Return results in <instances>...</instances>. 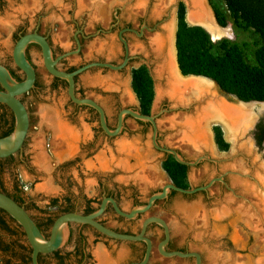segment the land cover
<instances>
[{
  "label": "rangeland",
  "instance_id": "obj_1",
  "mask_svg": "<svg viewBox=\"0 0 264 264\" xmlns=\"http://www.w3.org/2000/svg\"><path fill=\"white\" fill-rule=\"evenodd\" d=\"M145 1L142 2L141 6L138 5V0H1L0 62L7 64L18 76L22 77V73L16 70L9 57L17 40L18 31L21 29L30 31L39 20L38 16H41V32L45 34L50 29L49 41L53 50L59 53L69 47L68 40L73 35V28L71 26L66 30L64 25L65 22H69L71 19L84 23L86 35H94L93 32L96 26L107 27L115 7L126 5V8L120 13V18L123 19H127L132 14L144 17L148 13L149 19L158 20L174 2V0ZM205 1L204 6L207 5L206 8L210 10L212 16L215 17V10L224 12L223 0ZM80 3L82 8H79ZM185 21L188 23L186 17ZM172 25L170 36L172 34L174 38L177 30V20L174 19ZM227 27L230 29L232 36L228 40L237 42L240 46L247 45L244 48L249 59L252 60L255 51L252 47L254 39L252 31L235 28L231 23H228ZM160 33V31H157L153 35H149L150 41L159 37ZM114 37L115 35L98 34L85 40L81 54L67 58L59 66L68 67L96 59L105 61L112 59L113 55L108 52V47H113ZM170 44L168 51L171 50L170 55H172L174 64H176V51L173 55L172 43ZM135 51L136 45L132 44L131 53ZM27 53L35 67L39 88L38 101L26 100V105L31 114V127L25 154L32 171L28 172L19 162L4 164L3 172L0 175V186L5 188L7 192L13 193L14 178L22 181V186L27 188V191L21 194L22 198L33 199L35 204L43 211L41 213V210L30 209V213L44 226V231H48V228L44 225V219H55L59 215L60 209L66 206L67 199L74 202V198L79 194L87 197L97 196L101 189V182L109 180L111 183H116L125 193L130 192L132 187H135L141 195V200L147 199L151 191L159 190L165 184L173 183L163 168L165 157L151 146V130L142 132L132 119L126 120V132L112 141L102 140L101 138L95 141L94 137L97 134L96 122L91 120L84 123L80 119L79 127L82 129V135L90 143V145H86L90 148L89 152L75 156L74 153L77 151L75 145L76 150L74 149V153L72 152L70 155L62 153L63 149L54 141L55 136L52 126L46 123L42 116H53L55 114L54 116L58 118L65 105L64 93L66 87L58 86L55 88L52 86V78L45 71L39 52L34 47H30ZM144 55L146 56V54ZM155 79L157 83L154 86V95L148 114L152 116L158 114L156 123L159 146L176 150L183 160L188 162H194L200 156H207L209 159L200 160L196 166L188 167L185 170L183 181L185 188L188 190L196 188L225 171H234L255 179L254 169L264 168V144L263 147L254 146L253 131H250L251 135L241 136L237 140L231 141L225 137L221 125L209 122L201 124L206 139L204 148H195L185 141H181V130L178 126L172 127L168 124V121L174 119V123L177 122L178 124L183 121L182 118L189 111L179 110L167 99L158 97L157 87L160 82L156 75ZM76 89L83 91L87 96L94 97L106 108L110 124H113L116 109L114 103L111 104L109 99L118 96L117 100L121 107L132 106L136 109V112L140 109L139 102L132 91L129 75L122 78L120 74L113 71L91 70L79 77ZM164 108L169 112L160 111ZM172 109L176 110L171 111ZM256 115L253 124L264 126V109ZM70 127L76 131L78 138V131L73 126ZM217 129L221 131L223 141L227 145L225 151L218 147L216 141ZM53 143L56 144L54 145L56 147L52 145ZM119 143L128 144L132 148L131 153L129 151L122 153L118 148ZM243 143H247L248 148L251 145L252 151L246 152L245 149H240ZM37 156L42 157V164L37 162ZM100 159L106 162L107 167L105 169L99 167ZM215 160L224 161L214 162ZM120 161L125 162L128 169L123 170L119 166ZM252 178L242 179L229 175L226 181L228 186L234 190V193L231 190L222 189L220 184H215L209 188L206 195L196 194L193 197L182 199L183 202L179 206L171 207L169 211L160 210L157 206L153 213L166 219L168 224L176 230L173 235H175L174 238L179 245L185 246L184 241L187 240L186 246L188 249L201 252L205 264H264V238L259 232L261 230L259 225L261 224L256 221L257 215L250 210V204L253 201L251 196L242 193L236 187L234 188L232 184V179H236L239 182L243 181L242 183L248 182L247 185L255 186L256 183ZM255 187L259 191V187L257 185ZM235 193L238 197L235 196ZM51 201H57L58 208H53L50 205ZM120 205L123 210L128 208L124 196L120 198ZM106 224L110 227L116 226L114 222L108 220ZM71 227L75 233L73 238L67 240L64 244L63 252H69L74 245L79 243L77 238L79 230L74 225ZM82 232L85 237L82 243L85 244V249L91 256L88 264H99L95 256L97 252L103 253L102 255L105 256L106 262L104 264H125L129 259L125 252L127 249L126 244L95 237L87 231ZM0 234L3 242L16 241V238L9 236L5 231H0ZM16 242L17 245H20L21 241ZM16 250L19 251V248L17 247ZM9 254L11 255V253ZM3 257L4 255L0 253V260ZM71 260H73L72 256L69 261ZM176 263H179V260L173 261V264Z\"/></svg>",
  "mask_w": 264,
  "mask_h": 264
},
{
  "label": "flooded vegetation",
  "instance_id": "obj_2",
  "mask_svg": "<svg viewBox=\"0 0 264 264\" xmlns=\"http://www.w3.org/2000/svg\"><path fill=\"white\" fill-rule=\"evenodd\" d=\"M130 1H132V0H130ZM180 7H183L184 11H186V4L183 1L180 0V1H178V3H176V0H174V2L171 3L169 8L166 9V11L161 15L160 19H158V20H153L152 18L149 19L148 13H146L144 17H139L137 15L132 14V15H129V17H127V19H125V18L123 19V18H120V13L126 8V5H123L121 7H115L113 10L112 16H111V18L107 24V27L102 28V27L96 26L94 28V32H93L94 35H86L85 30H84L85 29L84 23L83 22L80 23L77 20L71 19V21L65 22V25H64L66 30L71 28V26L73 28V35H72L71 39L68 40L69 47L65 51H60L59 53H56L53 50L51 43L49 41L50 29L45 34L41 32V29H40V18H41V16H38L39 20L37 21L36 25L30 31H27L25 29L19 30L17 35H16V38L18 39L20 36H23V35H26L29 33H35V32L37 34L45 37L47 42L49 43V45L51 47L53 59H56L58 57H62L61 60L57 64V69L64 71V72H67V73L74 72L77 69L81 68L82 66L89 64V63H93V62L109 63V64H112L114 66H120L126 60L125 65L120 70L113 71V72L120 74L122 78H124L126 75H129L130 80H131V87H132L133 72L136 70H139V69H144L146 71L149 79L151 80L152 95H154V86L157 83V80L155 79L154 68L156 66L157 59L155 58V55L152 51L149 35H153L155 32L160 31L161 32L159 34L160 37L165 38L167 35V29H172L173 20L174 19L177 20V13H178V9ZM162 26H164V27H162ZM98 34L106 35V36L115 35V37L113 39V52L111 54V55H113L114 59L112 58V59L106 60V61L103 59H96V60H91V61L85 62V63H79V64L74 65V66H68V67L67 66L66 67H60L59 66L67 58L72 57V56H79L82 52V49H83V42L87 39L92 38L95 35H98ZM121 39H123L125 43L122 42ZM167 43H168L167 41H165V43H164V50L163 51L165 54H167V52H168L169 43L168 44ZM132 44L136 45V51L134 53H131V45ZM30 47H34L39 52L40 57H41V51H40V48L36 44H30L26 48V51H25L26 58L34 67V65L32 63V59L29 56V54L27 53V51ZM144 54H146V56ZM9 59L12 61V56H10ZM41 59H42V57H41ZM12 63H13V61H12ZM0 65L5 67L9 71V73L12 75V77H13V74L17 75L13 69H11L9 66H7V64L0 62ZM34 69H35V67H34ZM95 69L103 70V72L104 71H111L108 68L93 67V68H90V69L82 72L81 74L77 75L75 77V97L78 99H91L94 102H96L99 106H101L105 112L108 128L111 131H113L117 126L118 115L122 110H133V111H135L136 109L133 108L132 106H128L125 108L121 107L119 101L117 100L118 96H115L112 99H109L111 104L114 103V108L116 109L114 116H113V124H110L109 118L107 116L106 108L98 100H96L94 97L87 96L84 94L83 91H78L76 89V85H77L79 77L81 75H83L84 73L91 71V70H95ZM16 70L19 71L17 68H16ZM35 72H36V70H35ZM13 78L17 82H21L25 79V76L22 73V77L18 76V79H16L15 77H13ZM51 78H52V86L53 87H55V88L58 86L66 87L65 88L66 90L64 93L65 94V97H64L65 105L63 106L62 111L59 113L58 118L63 123L65 122L68 126H73L74 129L78 131L77 133L79 134V136H78L77 143H76L77 151L74 153L75 156L76 155L77 156L83 155L84 153H88L90 150V148L86 146L87 144L90 145V143H89V141H87L86 137H83L82 129L79 127L80 126V119L84 123H87L91 120H94L96 122L97 134L94 137L95 141H98L100 138L102 140L105 139L106 141H112L113 139H116L117 137L121 136L127 130L126 120H128V119H132L138 125V128L141 129L142 132H145L149 129L152 131V127H151L150 123L136 121L133 118H131L130 116L125 115L123 118V123H122L123 128H122L120 134L117 137H113V138L108 137L100 127L99 115L96 112V110H94L90 106L77 105V104L73 103L67 94V83H66V81L54 78L52 76H51ZM37 82L38 81H37V73H36L34 88L32 90H30L28 93H26L20 97V101L26 107L28 115H29V133H28V135L24 141L22 151L17 153L16 155L9 157V158L0 159L2 166H4V164L19 162L21 165H23L27 169L28 172L32 171L28 165L27 156L25 154V147H26L27 142H28V137L30 134V127H31V114L29 112L28 106L26 105V100H30L31 102H35V101L39 100V98H38V96H39L38 95V93H39L38 89L39 88H38ZM159 82H161V81L159 80ZM0 91H2L1 87H0ZM132 91H133V89H132ZM133 93H134V91H133ZM134 95L138 101V98H137L135 93H134ZM160 111L161 112H164V111L169 112V110H166L165 108L161 109ZM138 112H140V109L138 110ZM148 115H150V114H148ZM153 116L157 118L158 114H153ZM15 122H16L15 116H14L13 112L10 110V108H8L5 104L0 103V138L8 136L13 132V130L15 128ZM258 126L259 125H255V128H254L253 133H252L253 142H254L255 147H263L264 142L261 145H258L257 140H256V134L258 133V130H257ZM157 139H158L157 144L159 145V136L157 137ZM151 146L155 151L163 154V156L165 157V159H163V160H166L169 157L173 158V156L171 154H167L165 152H161L160 150L155 149L152 144H151ZM183 166H185L186 169L189 167L186 165H183ZM229 175H231L230 171H225L222 174H220L219 176L212 177L209 181H207L206 183H203L200 186H197L196 188L201 187V186H206L211 180H216V181H214V183L212 184L211 187H213L215 184H220L222 186V189H225L226 191L231 190L234 193V190H232L231 187L228 186L227 181H226ZM220 177H222V180H223L222 182L217 181L218 179H220ZM100 184H101V187H100L101 189L97 193V196L87 197L86 195L79 194L77 197L74 198V202H72L70 199H67L66 200V202H67L66 206L60 209V213L58 216L63 215V214H67V213H77V214H80L83 216H88V215H91V214H94L95 212H97L99 210L101 204L104 201H106V206H105L104 212L96 220L100 224L105 226L106 228H108V229H110L116 233L127 234V235H138V234H140V232L142 230V223L146 218L152 217V216L161 218V217H159L153 213L154 209L157 206H159L160 210L169 211V208L179 206L183 202L182 199L193 197L196 194L206 195L208 193L207 191L209 190L208 189L206 191H200V192H197V193L192 194V195H184V194L169 190L167 197L163 200L155 201L153 206L151 207V209L148 212L138 214L133 219H127V218L119 215L115 211V209H114L112 203L109 201V199L113 200L116 203L118 209L121 212H123L125 214H129L135 208H140V207L146 206L149 198L151 196H153L154 194L160 193L162 191L163 187L159 190L151 191L150 194L147 196V199L145 198L144 200H141V195L138 192V190L135 189V187H132L130 192L125 193L120 189L121 187L118 184L111 183V181H109V180H107L106 182H101ZM171 184L174 185L173 183H171ZM12 189L16 190V191H21L22 194L27 191V188L22 186V181H18V179H16V178H14V181L12 184ZM189 190H191V189H189ZM0 192L6 194L7 196H10L12 194V193L7 192L5 190V188H3L2 186H0ZM121 196L125 197V203L128 206V208L126 210H123V208L120 205ZM235 196L238 197V195H236V193H235ZM53 202L54 201H51V204ZM54 203H55L54 204L55 206H53V208H58V202L55 201ZM18 204L21 205L28 212V214L31 216V218L33 219V221L35 222L37 227L40 229V231L44 234V236L46 238H48L49 231H50L51 227L48 228V231H44V229H43L44 226H42L40 224V222H38L36 220V218L30 213V209H32V208H34L37 211L41 210V213H43L42 209H40L35 204L33 199L21 198L20 203H18ZM63 211H67V212L62 213ZM161 219L164 220V222L166 223V225L168 227V231H169V240L163 248L164 251L167 253H171V252H181V253L195 252V253H198L200 255L201 263L205 264L202 253L197 251V250L188 249V247L186 246L187 240L184 241L185 246L179 245V243H177L175 238H174L175 235H173L176 230L173 229V227H171L168 224L166 219H164V218H161ZM49 220H50V218L44 219V225L46 227H47ZM107 220L114 222L116 226L115 227L108 226L106 224ZM1 221H4L7 224L10 231H6L3 228V226L1 225ZM72 225L76 226L77 229L79 230L77 233V238L79 240V243L74 245L73 248L69 252H63V249L65 247V245H64L62 248H60L59 250H57L51 254L39 255L38 264H88V260L90 259L91 256L86 251L85 244L82 243V240L85 239L82 231H87L89 234H92L95 237H101V238H105V239L110 240V241H114L116 243L126 244L127 249L125 250V252L127 253L129 259L126 261L125 264H141L144 261L146 249H147L146 244L144 242H140V241H138V242H122V241L113 240V239H110V238H107V237L101 235L96 230H94L92 227H90L88 225H81V224H70L69 225V227H68V232H69L68 240L73 238V234L75 233V231H73V229L71 227ZM0 231H5L9 234V236L16 238V241H21L20 245H17L16 241L10 242V243L3 242V240L1 239V234H0V253H2V255H4V257H5V258L3 257V259L0 260V264H31V248L28 245V242L26 240V237H25L23 230L5 212H0ZM12 231H13V233H12ZM144 236L146 238H148L152 244L150 256H149L148 262L146 264H173L174 260H179V263H176V264H195V258L194 257L179 258V257L174 256L171 258H166L160 254V252L158 250V245L165 240V231H164L163 227H161L160 225L155 224V223L149 224L146 228V232H145ZM17 247L19 248V251L16 250ZM5 248H7V250H5ZM9 253H11V255ZM71 256H72L73 260L69 261Z\"/></svg>",
  "mask_w": 264,
  "mask_h": 264
},
{
  "label": "water",
  "instance_id": "obj_3",
  "mask_svg": "<svg viewBox=\"0 0 264 264\" xmlns=\"http://www.w3.org/2000/svg\"><path fill=\"white\" fill-rule=\"evenodd\" d=\"M178 1L180 0H176V3H178ZM181 1H183L186 4V11H185L186 16L185 17L188 22V14H189V6L187 4L188 0H181ZM188 25L191 27H200L203 29V27L197 24H191V25L188 24ZM217 26L220 27L218 24ZM210 39L212 42H215L221 39H228V38L222 37L220 39H213L212 37H210ZM121 40L122 42H124L123 39ZM30 44H36L40 48L41 57H42V65L44 69L46 70V72L54 78L66 81L67 94L69 98L72 100V102L77 105L90 106L94 110H96V112L99 115L100 127L108 137L113 138V137H117L120 134L123 128L122 127L123 118L125 115H128L136 121L150 123L152 127L150 141L153 147L157 150H160L161 152L171 154L177 163L181 165H186L189 167H194L198 164L200 160H209L207 156H200L194 162H188V161L183 160L181 155L176 150L171 149V148L160 147L157 144L158 126L156 123V117L152 115L141 114L133 110H122L118 115L116 128L113 131H111L108 128L105 112L101 106H99L96 102H94L91 99H78L75 97V77L81 74L82 72L90 68H93V67L108 68L111 71H118L125 65L126 60L120 66H114L109 63L93 62V63H89V64L82 66L81 68L77 69L74 72L67 73V72L57 69V64L61 60L62 57L53 59L51 47L49 43L47 42L46 38L37 34L36 32L20 36L16 40L14 47L12 49L11 56H12L13 64L21 73L24 74L25 79L23 81L17 82L12 77V75L9 73V71L5 67L0 65V87L2 89V91H0V103H3L8 108H10V110L13 112L15 116V121H16L13 132L8 136L0 138V159H6V158H9L21 152L24 141L29 133V115H28L26 107L20 101V97L28 93L30 90H32L35 85L36 72H35L34 67L28 61L25 55L26 48ZM176 65L178 68L177 61H176ZM179 73L182 77L204 78V79L211 81L212 83L216 85V83L209 78H205L201 76H192V75L183 76L180 70H179ZM216 87L218 91L217 95L219 99L223 101H226L229 103H250V102L240 101L235 96L224 93L222 90H220V88L217 85ZM252 102H256V101H252ZM177 109L186 110V112L189 111L188 109H182V108H177ZM175 110L176 109H172L171 111H175ZM254 124L250 126V128L247 130L248 132L246 131V133L242 135L243 137L247 135H251L250 131L254 130L255 128ZM222 161L224 160H219V161L215 160L214 162H222ZM230 174L235 177H240L242 179L252 178L249 175L244 176L234 171H230ZM214 181L216 180H211L206 186L193 188L191 190L176 187L172 184H166L163 186L162 191L160 193L154 194L153 196L149 198L146 206L135 208L129 214H125L121 212L113 200L109 199V201L112 203L115 211L119 215L127 219H133L138 214L148 212L153 206L155 201L165 199L167 197L169 190H172V191L184 194V195H192L200 191L208 190L212 186ZM217 181L222 182L223 181L222 177H220V179H218ZM254 181L256 185L258 186L257 180L254 179ZM246 203H248V201H246ZM105 206H106V201H104L101 204L97 212H95L94 214L88 215V216H83L77 213H67V214L58 216L54 220L50 228L48 238H46L44 234L40 231V229L37 227V225L31 218V216L28 214V212L23 207L19 205L16 201H14L12 198L7 196L6 194L0 192V210L8 214L22 228L25 234L26 240L28 242V245L31 248V264H38L39 255L51 254L64 246V244L68 240V234H69L68 227L70 224L88 225L92 227L94 230H96L98 233H100L101 235L107 238L113 239V240H117V241L144 242L146 244L147 249H146L144 261L141 264H146L150 256L152 244H151V241L144 236V234L146 232L147 226L152 223L160 225L161 227H163L165 231V240L158 245V250L162 256L166 258H171L174 256L179 257V258L194 257L195 264H202L200 255L198 253H195V252L167 253L164 251L163 248L169 240V231H168V227L166 223L161 218L154 217V216L146 218L142 223V230L140 234L138 235L120 234V233H116L106 228L105 226H103L96 220L104 212ZM250 208H251L250 210H252L254 214L257 215L255 209L253 208V204H250ZM258 222L261 223L260 221ZM259 232L263 235L261 230H259Z\"/></svg>",
  "mask_w": 264,
  "mask_h": 264
},
{
  "label": "trees",
  "instance_id": "obj_4",
  "mask_svg": "<svg viewBox=\"0 0 264 264\" xmlns=\"http://www.w3.org/2000/svg\"><path fill=\"white\" fill-rule=\"evenodd\" d=\"M223 4L224 12H214L218 25L225 28L231 23L235 28L251 30L254 36L252 47L255 49L253 59H249L244 48L247 45L240 46L228 39L212 42L204 29L189 26L185 21L184 8L181 7L175 34L178 68L183 76L211 79L220 90L240 101L264 102V0H223ZM13 77L18 79L17 75L13 74ZM132 89L138 98L140 113L148 115L153 95L151 80L144 69L133 72ZM257 130L256 140L261 145L264 142V126L259 125ZM216 141L218 147L225 151L227 145L218 129ZM163 166L173 184L186 189L183 185L186 167L172 157L166 159ZM2 172L3 166L0 162V175ZM21 194V191L14 190L9 197L20 203ZM54 202L52 207L55 206ZM53 221L54 219L49 220L47 228L51 227ZM1 225L6 231H10L4 221H1Z\"/></svg>",
  "mask_w": 264,
  "mask_h": 264
},
{
  "label": "bare ground",
  "instance_id": "obj_5",
  "mask_svg": "<svg viewBox=\"0 0 264 264\" xmlns=\"http://www.w3.org/2000/svg\"><path fill=\"white\" fill-rule=\"evenodd\" d=\"M143 1L145 0H138V5L139 4L141 5ZM204 3H206L205 0L187 1V4L189 6L188 22L190 24H197L203 27V29L213 39H220L222 37L231 38L232 36L230 29L228 27L226 28L218 27L214 17L212 16V13L210 12V10H208V8H206L207 5L206 7L204 6ZM79 8H82L81 3ZM165 41H167L169 45H171L170 43H172L173 48L171 49L173 50L172 52L174 55L175 37L173 38L172 34L170 36V29H167V35L165 38H161L159 36L150 41L152 51L155 55V58L157 59L156 66L154 68V74L161 81L157 87V94L158 97L167 99L171 104H173V106L177 108L189 110L190 113L188 112V114L184 115V117L182 118L183 121H181L180 123L178 124L177 122L174 123V119H169L168 121V124H170L172 127L178 126L179 129L181 130V134H180L181 141L183 140L195 148H204L206 146V141H205L206 139L204 132L202 131L203 126L201 124H206L209 122L211 123L214 122L221 125L225 133V137L228 140L235 141L239 137L244 135L246 131L250 128V126L253 124L254 121L253 119L257 116L256 114L264 109V102L229 103L219 99L217 95L218 92L217 87L211 81L204 78L182 77L179 73L177 65L174 64L172 55H170L171 50L170 52L168 51L167 54H165L163 51ZM108 52L110 54L113 52L112 46L108 47ZM54 115L42 116L41 114L45 122L49 123L52 126L55 136L54 141L57 142V145H59L61 149H63L62 153H68L70 155L74 151L75 149L74 147L78 139L75 133L76 131H74L65 122L63 123L62 121H60V119ZM42 117H41V121H42ZM246 144L247 143H243L240 149L241 148L245 149L246 152L252 151V146L250 145V147L248 148ZM52 145L54 146L56 144L53 143ZM118 148L120 151H122V153L123 152L125 153L127 151L130 152L132 150V148L126 143H119ZM36 160L41 164L43 162L41 156H37ZM126 165L127 164H125V162L122 163L120 161L119 166H121L123 170L126 168L128 169ZM99 167L101 169H105L107 167L106 162L100 159ZM263 169L264 168L262 167L254 169L255 179L257 180L259 191H257L255 187L256 185L255 186H251L250 184L247 185L246 183L248 182L242 183L243 181L239 182L236 179H232L233 180L232 184L234 185V188L236 187L242 193H247L249 196H251V199L253 201V203L252 202L251 203L253 204V208L255 209L257 214L256 221H260L262 223V224L260 223L261 225L259 226H261V231L263 233L262 236L264 238V170ZM243 216L247 217L248 215H243ZM102 254L100 252H97L95 255L97 257L99 264H104L106 262L105 256Z\"/></svg>",
  "mask_w": 264,
  "mask_h": 264
}]
</instances>
